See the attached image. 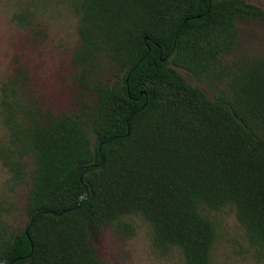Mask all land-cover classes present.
<instances>
[{"label": "trees", "instance_id": "trees-1", "mask_svg": "<svg viewBox=\"0 0 264 264\" xmlns=\"http://www.w3.org/2000/svg\"><path fill=\"white\" fill-rule=\"evenodd\" d=\"M63 1L77 20L74 108L45 106L23 66L0 82V264H105L102 232L132 235L135 214L161 254L176 248L184 264H212L217 231L202 211L226 206L248 242L263 245L264 9L249 0ZM12 19L26 28L36 12ZM21 187L23 227L12 200Z\"/></svg>", "mask_w": 264, "mask_h": 264}, {"label": "rangeland", "instance_id": "rangeland-1", "mask_svg": "<svg viewBox=\"0 0 264 264\" xmlns=\"http://www.w3.org/2000/svg\"><path fill=\"white\" fill-rule=\"evenodd\" d=\"M264 9V0H249ZM21 10L35 11L36 19L26 28L16 24L12 16ZM76 17L63 0H0V82L23 66L30 76L31 87L44 105L56 113L72 110L77 87L72 78L76 68L72 54L78 35ZM185 81L201 88L213 99L212 93L188 71L178 68ZM7 131L0 115V142ZM8 176L0 161V189ZM26 188H18L12 200L19 218L14 225L23 227L27 217L23 214ZM216 228L217 237L211 249L212 264H264V244L253 245L245 238L233 208L202 211ZM133 223L132 235H120L107 227L101 235L99 256L105 264H184L181 252L173 248L161 254L153 245L152 226L141 215L126 218Z\"/></svg>", "mask_w": 264, "mask_h": 264}, {"label": "water", "instance_id": "water-1", "mask_svg": "<svg viewBox=\"0 0 264 264\" xmlns=\"http://www.w3.org/2000/svg\"><path fill=\"white\" fill-rule=\"evenodd\" d=\"M108 142H109L108 140H105V141H102L101 144H107ZM79 177L80 178L82 177V171L79 172ZM85 190H84V192H85ZM84 192L80 195L77 206L80 204V200L87 196V194L84 193ZM62 213H64V211H61V212L56 213V214L57 215H61ZM11 263H13V260H4V261H2V264H11Z\"/></svg>", "mask_w": 264, "mask_h": 264}]
</instances>
